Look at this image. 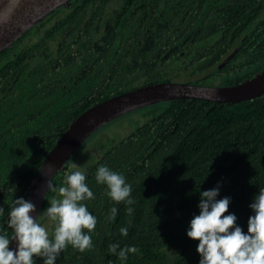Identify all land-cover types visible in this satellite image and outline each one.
Masks as SVG:
<instances>
[{
	"label": "trees",
	"instance_id": "trees-1",
	"mask_svg": "<svg viewBox=\"0 0 264 264\" xmlns=\"http://www.w3.org/2000/svg\"><path fill=\"white\" fill-rule=\"evenodd\" d=\"M263 67L264 0H68L54 8L0 51V234L12 236L15 199L27 198L44 156L87 107L146 83L233 84ZM100 166L126 178L134 204L107 195L95 179ZM74 171L95 195L84 202L97 218L93 249L69 246L57 264H199V241L187 232L202 191L219 186L217 199L230 197L225 215L248 232L250 204L264 188V93L127 111L95 130L53 184L66 186ZM54 198L62 199L47 189L38 215L50 238L55 222L45 210ZM111 244L138 251L122 262Z\"/></svg>",
	"mask_w": 264,
	"mask_h": 264
},
{
	"label": "clouds",
	"instance_id": "clouds-1",
	"mask_svg": "<svg viewBox=\"0 0 264 264\" xmlns=\"http://www.w3.org/2000/svg\"><path fill=\"white\" fill-rule=\"evenodd\" d=\"M95 179L98 184L106 185L107 195L116 204H134L132 186L123 175L100 166ZM85 181L81 171L66 172V186L57 187L52 180L48 181V193H58L62 198L51 199L45 210L48 219L55 222L51 238L39 217L34 219L31 215L36 205L24 198L15 199L7 220L12 236L0 234V264H37V259H42L43 264H57L69 246L81 253L91 251V233L97 218L84 203L95 199ZM219 194V186L201 192L199 215L193 217L187 232L189 238L199 241V264H264V188H260L250 204L254 214L249 217L247 234L237 225L235 214L225 215L229 212L230 197L217 199ZM127 212L130 215L133 208L128 207ZM3 213L4 208L0 207V215ZM116 214L117 208L113 207L109 219L114 220ZM120 232L125 237L128 235L127 228L122 227ZM12 241L17 242L16 250H10ZM108 251L124 262L129 253L135 254L138 249L135 246L121 249L118 244H111Z\"/></svg>",
	"mask_w": 264,
	"mask_h": 264
},
{
	"label": "water",
	"instance_id": "water-1",
	"mask_svg": "<svg viewBox=\"0 0 264 264\" xmlns=\"http://www.w3.org/2000/svg\"><path fill=\"white\" fill-rule=\"evenodd\" d=\"M66 4L68 0H0V51L10 46L48 12ZM212 82L168 80L146 83L102 99L76 115L48 150L31 181L26 200L36 205V211L31 213L33 218L38 219L48 181L80 145L106 122L127 111L161 100L191 97L239 101L259 96L264 93V67L237 83L218 84L214 78ZM39 222L42 223V220ZM9 247L16 250L17 242L12 241Z\"/></svg>",
	"mask_w": 264,
	"mask_h": 264
},
{
	"label": "rangeland",
	"instance_id": "rangeland-1",
	"mask_svg": "<svg viewBox=\"0 0 264 264\" xmlns=\"http://www.w3.org/2000/svg\"><path fill=\"white\" fill-rule=\"evenodd\" d=\"M123 120V119H122ZM126 122H127V118L126 119H124ZM119 126V125H118Z\"/></svg>",
	"mask_w": 264,
	"mask_h": 264
}]
</instances>
